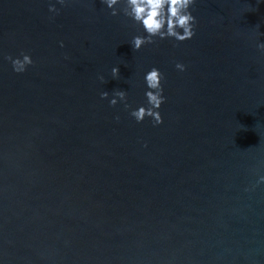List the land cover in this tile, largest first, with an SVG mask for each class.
<instances>
[{"label": "water", "instance_id": "obj_1", "mask_svg": "<svg viewBox=\"0 0 264 264\" xmlns=\"http://www.w3.org/2000/svg\"><path fill=\"white\" fill-rule=\"evenodd\" d=\"M124 7L0 0V264H264V0L137 51ZM153 68L159 125L130 115Z\"/></svg>", "mask_w": 264, "mask_h": 264}, {"label": "clouds", "instance_id": "obj_2", "mask_svg": "<svg viewBox=\"0 0 264 264\" xmlns=\"http://www.w3.org/2000/svg\"><path fill=\"white\" fill-rule=\"evenodd\" d=\"M63 3L64 0H58ZM121 0H102L108 9H111V15L116 16L117 10L115 8ZM194 0H124L123 15L130 18L134 23L139 24L146 36H135L131 41L133 51L139 50L146 44H152L153 38L160 39L174 38L178 42H183L190 39L194 35L193 26L195 24L194 17L189 12L190 6ZM49 11H55L50 8ZM182 32V34H181ZM63 47V44H61ZM257 47L264 51V44H258ZM22 55V59L11 60L13 70L17 73H22L26 66L32 64V60L28 55ZM176 68L180 71L184 70L183 65L176 64ZM111 75L115 79L119 75V69L114 67L111 70ZM145 84L148 91L145 92V97L149 107H139L134 110L130 115L136 120L137 123L142 122L145 117H151L155 125H159L162 120L157 111L161 104L164 103L162 96L161 80L162 74L155 68L150 70L144 77ZM103 82V77H100ZM114 97L109 101L110 106L117 104V99L123 102L126 99V94L123 91L114 92ZM108 97L107 92L101 93V99ZM127 108L128 105L125 104Z\"/></svg>", "mask_w": 264, "mask_h": 264}]
</instances>
